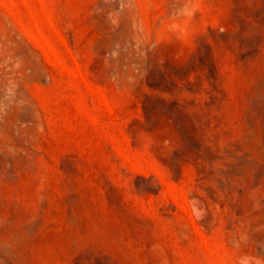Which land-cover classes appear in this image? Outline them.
Returning <instances> with one entry per match:
<instances>
[{
	"label": "rangeland",
	"instance_id": "obj_1",
	"mask_svg": "<svg viewBox=\"0 0 264 264\" xmlns=\"http://www.w3.org/2000/svg\"><path fill=\"white\" fill-rule=\"evenodd\" d=\"M181 3L0 0L11 264H264V0Z\"/></svg>",
	"mask_w": 264,
	"mask_h": 264
},
{
	"label": "clouds",
	"instance_id": "obj_2",
	"mask_svg": "<svg viewBox=\"0 0 264 264\" xmlns=\"http://www.w3.org/2000/svg\"><path fill=\"white\" fill-rule=\"evenodd\" d=\"M202 0H183L179 4V19L173 23L168 31L176 34L177 39L187 38L190 35V27L200 11Z\"/></svg>",
	"mask_w": 264,
	"mask_h": 264
},
{
	"label": "bare ground",
	"instance_id": "obj_3",
	"mask_svg": "<svg viewBox=\"0 0 264 264\" xmlns=\"http://www.w3.org/2000/svg\"><path fill=\"white\" fill-rule=\"evenodd\" d=\"M243 51V50H242ZM245 52V51H244ZM242 54V53H241ZM240 54V55H241ZM245 54H246V52H245ZM242 56V55H241ZM244 57V56H243ZM256 78V77H255ZM258 79V78H257ZM260 79V78H259ZM261 81H264V80H262L261 79ZM256 82V81H255ZM260 82V81H259ZM262 83V82H261ZM256 90H258V89H256ZM259 91V90H258ZM260 93H262L261 91H259ZM257 94V93H256ZM257 96V95H256ZM262 97H264V95H261ZM260 96V97H261ZM259 97V96H258ZM262 97H261V99H262ZM254 99H255V97H254ZM257 99V98H256ZM257 101H260V100H257ZM255 102V101H254ZM259 104V103H258ZM202 206V205H201ZM203 207V206H202ZM198 208V210L200 211L201 209L199 208V207H197ZM205 208V207H204ZM196 211V210H195ZM205 214V213H204ZM10 245V244H9ZM8 244H6V243H4V242H1V240H0V264H11V262L12 261H15L14 259H17V258H14L15 257V255H16V252L9 246ZM85 254H87V252L85 253ZM84 255V254H83ZM18 256H20V255H18ZM79 257H80V255H79ZM79 257H78V259H76V260H79ZM82 257V256H81ZM85 257V256H84ZM90 257V256H89ZM20 258V257H19ZM18 258V259H19ZM17 259V260H18ZM17 262H19V261H17ZM75 262V261H74ZM79 263V262H78ZM81 264H83L82 262H80ZM74 264V263H73ZM75 264H77V263H75ZM94 264V263H93Z\"/></svg>",
	"mask_w": 264,
	"mask_h": 264
}]
</instances>
